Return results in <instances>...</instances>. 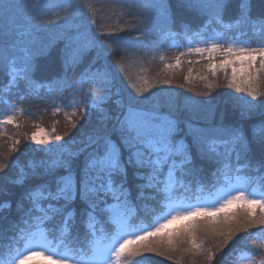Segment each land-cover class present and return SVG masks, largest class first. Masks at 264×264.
Wrapping results in <instances>:
<instances>
[{"label": "snow or ice", "instance_id": "6c2138e0", "mask_svg": "<svg viewBox=\"0 0 264 264\" xmlns=\"http://www.w3.org/2000/svg\"><path fill=\"white\" fill-rule=\"evenodd\" d=\"M14 7L0 0V17ZM69 7L55 27L35 17L0 28L4 103L37 82L94 89L67 105L62 134L17 132L0 152V264L44 251L51 264H264V0H114L117 22L99 34L93 6ZM178 32L199 42L166 67L195 54L207 69L194 105L180 102L174 73L129 71Z\"/></svg>", "mask_w": 264, "mask_h": 264}, {"label": "trees", "instance_id": "16d2710c", "mask_svg": "<svg viewBox=\"0 0 264 264\" xmlns=\"http://www.w3.org/2000/svg\"><path fill=\"white\" fill-rule=\"evenodd\" d=\"M29 1L31 0H12L15 7L10 11L7 19L0 17V28H2L8 20L19 22L17 25L19 26L23 19V4L25 5ZM19 2H21V4L18 5ZM83 2L85 10H87L89 5L95 8L96 16L94 19H96L97 24L100 25L98 34L108 31L109 26L117 22L114 18L109 19L111 12L107 7H105L107 5H111L114 0H83ZM14 9L18 14L14 13ZM70 10L72 9L70 8ZM118 11L123 12L124 10L118 9ZM39 18L45 21V23L51 20L53 22L52 27H55V24L58 23L51 13L46 14L44 11L40 14ZM120 23H123V21H120ZM213 28L215 29V26H213ZM215 30L218 31L219 29ZM201 31H206L209 35H211L213 30L201 29ZM44 35L45 34L43 33L41 34L42 37ZM205 38L208 37L205 36L204 39ZM101 40H106V37L102 36ZM198 42V40L193 38L192 32H178L176 35L162 36L161 39L157 40L154 45L150 46V50L147 53L142 52L140 54L141 58L139 63L136 62L135 57L129 58V71L133 75L142 73L149 80H154L155 78L165 74L174 73V84L172 87L177 88L180 102L194 105L196 103V99L194 98L206 99L203 93L207 91V89L205 88L204 83L199 81L197 78L199 74H203L207 71L204 67L205 61L201 60L195 54H192L191 56L181 58L182 63L179 68L169 69L166 65L175 64V57L179 55L180 52L186 51L188 47L195 46ZM112 59L113 61H116L119 60L120 57L116 56L112 57ZM189 61H193L194 63H189ZM189 68L192 69V80L188 87L180 88L179 85L185 84L184 77L188 75ZM220 83L222 85L226 83L223 79L222 73L220 74ZM79 90L87 92L94 89L91 85L86 83V79H77V81L71 85H65L61 81L37 82L36 85L25 95V99L23 101L17 100L13 94L12 100H10L7 104L3 101L8 100V96L0 92V120H2L5 115L12 114L15 115L16 118L15 125L13 126L23 127L25 134L30 135L38 126L47 130H51L52 127H56L57 132L62 134L66 121L64 112L70 113L72 111V109L67 107V105L77 99H80ZM224 91H226V89L221 87L214 89L212 94L215 95L216 92L223 93ZM52 101H56V106L62 108L61 113H55ZM13 105L14 109L9 111L10 107ZM13 138L18 137L13 135L3 138L0 152H4L8 149ZM24 143L29 142L24 141ZM165 209L166 208H163L156 214ZM155 215L149 219H144L143 223H151ZM4 259H7V255L0 253V261H3ZM159 262H162V264H174L173 261L155 257L153 264H159Z\"/></svg>", "mask_w": 264, "mask_h": 264}, {"label": "rangeland", "instance_id": "374dc122", "mask_svg": "<svg viewBox=\"0 0 264 264\" xmlns=\"http://www.w3.org/2000/svg\"><path fill=\"white\" fill-rule=\"evenodd\" d=\"M21 2L18 3V5ZM70 4H82L84 5L83 0H31L27 2L25 5L23 4L24 12H22L23 19L21 23L26 22L35 17H39L40 14L44 11L46 14L51 13L55 20L56 18L63 17L70 10ZM17 5V6H18ZM43 5V7H42ZM15 14H18L15 9L13 10ZM207 39V38H205ZM15 125V124H13ZM13 125H5L0 124V149L2 148V141L5 137L16 136L17 132L24 133L23 127L21 126H13ZM28 142V141H27ZM168 209L159 212L155 215L152 222H155L157 216H162L166 214ZM42 251V250H38ZM51 253L48 251H44L42 255L34 256L32 261H29L28 264H51L50 261L47 260V256ZM158 257V256H157ZM163 258V257H160ZM54 259H60L59 256H55ZM164 259V258H163ZM158 260V259H157ZM74 264V262H73Z\"/></svg>", "mask_w": 264, "mask_h": 264}]
</instances>
